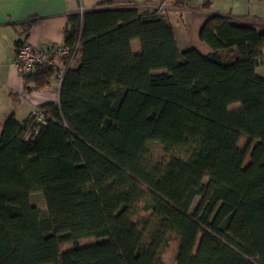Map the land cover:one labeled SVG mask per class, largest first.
I'll return each instance as SVG.
<instances>
[{
    "label": "trees",
    "instance_id": "trees-1",
    "mask_svg": "<svg viewBox=\"0 0 264 264\" xmlns=\"http://www.w3.org/2000/svg\"><path fill=\"white\" fill-rule=\"evenodd\" d=\"M111 4L67 16L58 102L0 124V264H164L171 237L174 264H264V32L212 15L205 55L165 13Z\"/></svg>",
    "mask_w": 264,
    "mask_h": 264
},
{
    "label": "crops",
    "instance_id": "crops-1",
    "mask_svg": "<svg viewBox=\"0 0 264 264\" xmlns=\"http://www.w3.org/2000/svg\"><path fill=\"white\" fill-rule=\"evenodd\" d=\"M107 0H0V124L11 113L18 120L30 117L34 108L58 102L59 83L37 90H26L22 75L13 65L16 47L28 42L37 49L64 41L67 16L82 13ZM248 2L251 0H247ZM112 4L134 6L140 10L157 9L164 4V13L175 32L180 50L195 48L209 54L211 48L200 41L198 34L203 23L212 15L226 16L235 25L249 26L264 32V18L249 12L232 13L212 9L211 0H185L176 6L173 0H111ZM138 52V40L132 41Z\"/></svg>",
    "mask_w": 264,
    "mask_h": 264
},
{
    "label": "rangeland",
    "instance_id": "rangeland-1",
    "mask_svg": "<svg viewBox=\"0 0 264 264\" xmlns=\"http://www.w3.org/2000/svg\"><path fill=\"white\" fill-rule=\"evenodd\" d=\"M212 1V9L214 10H225L232 13H241V12H249L252 15H259L260 17L264 18V0H211ZM162 8H164V4H160ZM159 6V7H160ZM256 74L259 76L264 77V59L262 63H260L256 67ZM150 155L153 160H158L161 158L169 157V154L165 153L162 146L158 143H152L150 145ZM250 161L249 154L246 156L244 160V166L247 165ZM31 202L39 209L40 214L42 217L46 216V206L44 199L41 194L33 193L31 195ZM198 198L194 200L192 203V208L197 203ZM142 220H140L139 226H142ZM145 221V220H144ZM86 242H93L95 241L94 238H90L88 240H84ZM176 247L177 242L176 239L170 238L168 245L161 251L160 259L163 261L164 264H174L175 263V254H176Z\"/></svg>",
    "mask_w": 264,
    "mask_h": 264
},
{
    "label": "built area",
    "instance_id": "built-area-1",
    "mask_svg": "<svg viewBox=\"0 0 264 264\" xmlns=\"http://www.w3.org/2000/svg\"><path fill=\"white\" fill-rule=\"evenodd\" d=\"M158 11L164 13V8L160 6ZM77 47L78 42L73 45L52 43L44 48L37 49L26 41L16 47L12 63L22 76L31 72L36 66H52L56 69L54 76L56 81L59 82L66 68L74 62ZM35 111L33 109L34 113Z\"/></svg>",
    "mask_w": 264,
    "mask_h": 264
}]
</instances>
